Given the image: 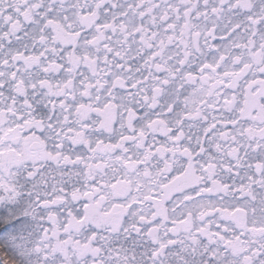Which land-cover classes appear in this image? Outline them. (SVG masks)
Returning a JSON list of instances; mask_svg holds the SVG:
<instances>
[{
	"label": "snow or ice",
	"instance_id": "6c2138e0",
	"mask_svg": "<svg viewBox=\"0 0 264 264\" xmlns=\"http://www.w3.org/2000/svg\"><path fill=\"white\" fill-rule=\"evenodd\" d=\"M21 182L38 264H264V0H0Z\"/></svg>",
	"mask_w": 264,
	"mask_h": 264
},
{
	"label": "rangeland",
	"instance_id": "374dc122",
	"mask_svg": "<svg viewBox=\"0 0 264 264\" xmlns=\"http://www.w3.org/2000/svg\"><path fill=\"white\" fill-rule=\"evenodd\" d=\"M30 204L28 188L21 182L20 194L14 200H0V220L9 225L3 238L12 254L23 264H38V257L30 249L39 235V221L26 215Z\"/></svg>",
	"mask_w": 264,
	"mask_h": 264
},
{
	"label": "trees",
	"instance_id": "16d2710c",
	"mask_svg": "<svg viewBox=\"0 0 264 264\" xmlns=\"http://www.w3.org/2000/svg\"><path fill=\"white\" fill-rule=\"evenodd\" d=\"M7 224L5 221L0 220V264H2V258L8 257L10 259H15L19 262V264H23L20 260H18L9 249L8 245L4 241L3 233L6 228L2 227L3 225Z\"/></svg>",
	"mask_w": 264,
	"mask_h": 264
}]
</instances>
